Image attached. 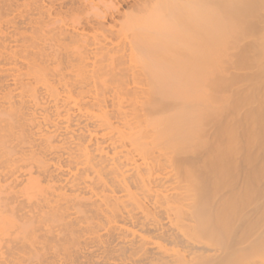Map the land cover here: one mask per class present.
Listing matches in <instances>:
<instances>
[{"label":"bare ground","instance_id":"bare-ground-1","mask_svg":"<svg viewBox=\"0 0 264 264\" xmlns=\"http://www.w3.org/2000/svg\"><path fill=\"white\" fill-rule=\"evenodd\" d=\"M0 264H264V0H0Z\"/></svg>","mask_w":264,"mask_h":264}]
</instances>
